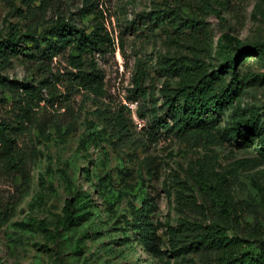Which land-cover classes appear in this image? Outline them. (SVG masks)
<instances>
[{"label": "rangeland", "instance_id": "rangeland-1", "mask_svg": "<svg viewBox=\"0 0 264 264\" xmlns=\"http://www.w3.org/2000/svg\"><path fill=\"white\" fill-rule=\"evenodd\" d=\"M151 9L159 15L144 14ZM58 13L86 30L99 15L113 36L114 48L83 55L102 73L100 92L70 84V47L41 54L42 31ZM10 33L19 39L16 51L0 54V79L29 81L44 98L23 116L15 84L0 82V120L11 123L24 158L22 171L0 167V264L214 263L215 248L171 246L184 219L264 242V56L239 61L249 75L235 100L211 115L214 143L178 133L160 94L179 80L165 59L196 56L212 70L229 37L240 45L264 41V0H47L45 7L0 0V39ZM139 62L145 95L134 88ZM88 122L104 132L82 143ZM204 156L216 172L209 192L195 178ZM76 195L74 213H89L74 224L53 237L36 224L54 232L65 198ZM141 213L149 231L139 225Z\"/></svg>", "mask_w": 264, "mask_h": 264}, {"label": "trees", "instance_id": "trees-1", "mask_svg": "<svg viewBox=\"0 0 264 264\" xmlns=\"http://www.w3.org/2000/svg\"><path fill=\"white\" fill-rule=\"evenodd\" d=\"M46 2L47 0H39L41 7H45ZM144 14L157 17L159 11L151 9L145 11ZM98 16L94 14L93 26L86 30L84 27L77 26L64 14L58 13L50 19L49 25L42 31L47 44L41 48V54L46 53L45 55L51 58L59 49L70 47L67 61L74 70L68 69L65 72L68 74L67 78L70 84L96 93L102 89V73L92 57L83 55L115 46L114 38L107 30L103 18ZM52 37L55 39L53 45L49 44ZM230 38L229 42H222L223 55L217 62L218 67L212 70H209L203 60L196 56H174L162 62L167 69L179 76L175 85L164 83L160 87V94L162 103L167 106L170 112L171 126L185 137L206 143L218 141V130L211 115L214 112H219L224 105L232 103L239 95L244 78L249 75L248 72H239V61L248 55L264 56V41H252L240 45ZM18 39L19 35L13 33L0 39V54H4L6 49L16 51L14 44ZM34 39L37 40L36 37ZM1 61L3 64L9 62L6 56H3ZM144 77L145 69L139 62L136 64L134 88L138 89L142 95L146 94L143 85ZM0 82L4 85L15 84L18 93V108L23 116H27V112L44 98L41 89L32 86L29 81L2 77ZM153 115L157 121H160L156 118L155 111ZM167 124L168 122H165V125ZM245 126L249 127L247 122ZM86 128L87 131L81 137L82 143L94 140L104 132L102 129L92 127L91 122L87 123ZM11 130L10 122L0 120V167L6 172L22 171L24 158L20 150L16 148ZM61 174L68 181L65 170H61ZM215 174L213 157L204 156L198 161L195 178L201 190L209 192V189L212 188L211 180ZM77 198V195L65 198L64 217L56 222L54 232L46 226L43 220L37 221L36 224L52 237L55 236L56 231H59V227L67 228L74 224L78 218L89 213L88 211L74 213L77 208L73 203ZM140 215L139 225L149 231L150 222L144 213ZM27 223L34 224L33 220H29ZM144 237L148 240L151 239L149 233ZM169 240L172 247L183 240V242L187 241L189 247L200 248L201 246L218 250L219 256L216 257L214 263L207 260L202 264H264V242L259 241L254 246L249 239L230 235L225 227L216 223L203 225L196 221L181 220L178 228L171 233ZM184 248L185 250L191 249L186 246Z\"/></svg>", "mask_w": 264, "mask_h": 264}]
</instances>
